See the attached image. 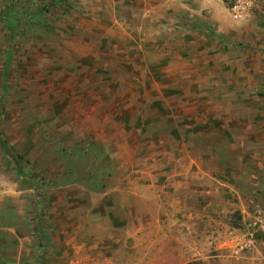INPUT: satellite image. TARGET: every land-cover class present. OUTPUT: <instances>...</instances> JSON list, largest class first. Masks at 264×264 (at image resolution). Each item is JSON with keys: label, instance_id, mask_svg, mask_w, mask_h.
Instances as JSON below:
<instances>
[{"label": "rangeland", "instance_id": "rangeland-1", "mask_svg": "<svg viewBox=\"0 0 264 264\" xmlns=\"http://www.w3.org/2000/svg\"><path fill=\"white\" fill-rule=\"evenodd\" d=\"M118 1L0 0V264H264V0Z\"/></svg>", "mask_w": 264, "mask_h": 264}, {"label": "trees", "instance_id": "trees-1", "mask_svg": "<svg viewBox=\"0 0 264 264\" xmlns=\"http://www.w3.org/2000/svg\"><path fill=\"white\" fill-rule=\"evenodd\" d=\"M65 1L67 0H48L47 2V8L49 10L55 9L58 6H61ZM5 15V16H4ZM2 25L5 27L6 31H8V37H9V44L11 46H13L15 44V40L14 37L12 35V33L14 32L13 27H15L14 22L12 17L10 16L9 12H5L3 14V18H2ZM0 149L2 150V152L7 155L8 159L12 162L13 167H14V171L15 173H17L18 175H25L27 169L23 168L22 165V161H20L21 156L16 153L7 143V140L5 138H1L0 139ZM34 178L35 175H33V172L31 174V178ZM32 178V179H33ZM36 179V178H35ZM39 224H37V232L39 234V238L41 240H44L46 238V235L43 231V226L37 222Z\"/></svg>", "mask_w": 264, "mask_h": 264}, {"label": "crops", "instance_id": "crops-1", "mask_svg": "<svg viewBox=\"0 0 264 264\" xmlns=\"http://www.w3.org/2000/svg\"><path fill=\"white\" fill-rule=\"evenodd\" d=\"M139 2L140 3V0H119L118 1V4L121 5V9H127L128 7V4H131L132 2V5H134L133 3L135 2ZM148 1V3H147ZM175 1L177 4H179L180 6H183V5H186L188 2L190 4H194L195 1L197 0H144V4L145 6H143V9L145 11H153V8H157L159 10H163L164 12L165 11H171L172 9V2ZM200 2H211L212 3V0H199ZM183 2H185V4H183ZM135 6V5H134ZM133 6V7H134ZM194 23V22H193ZM197 24V22L195 24H191L192 26H195ZM206 30H208L209 28L208 27H204Z\"/></svg>", "mask_w": 264, "mask_h": 264}, {"label": "built area", "instance_id": "built-area-1", "mask_svg": "<svg viewBox=\"0 0 264 264\" xmlns=\"http://www.w3.org/2000/svg\"><path fill=\"white\" fill-rule=\"evenodd\" d=\"M249 0H233V4L231 7V11H233L234 15H239L244 12L246 9L245 4L249 3Z\"/></svg>", "mask_w": 264, "mask_h": 264}]
</instances>
